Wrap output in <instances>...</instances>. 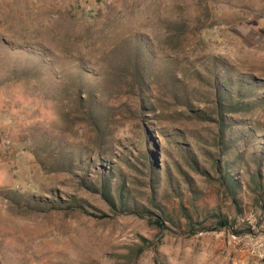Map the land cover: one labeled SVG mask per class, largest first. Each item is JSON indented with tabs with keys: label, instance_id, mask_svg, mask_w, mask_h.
Segmentation results:
<instances>
[{
	"label": "rangeland",
	"instance_id": "obj_1",
	"mask_svg": "<svg viewBox=\"0 0 264 264\" xmlns=\"http://www.w3.org/2000/svg\"><path fill=\"white\" fill-rule=\"evenodd\" d=\"M0 264H264V0H0Z\"/></svg>",
	"mask_w": 264,
	"mask_h": 264
},
{
	"label": "trees",
	"instance_id": "obj_2",
	"mask_svg": "<svg viewBox=\"0 0 264 264\" xmlns=\"http://www.w3.org/2000/svg\"><path fill=\"white\" fill-rule=\"evenodd\" d=\"M221 180L226 185L227 189L232 194H236L237 189H238V182L235 181V179L231 176V174L229 172H226V175L225 174H222L221 175ZM107 181H108V179H107ZM103 184H104V189H105L107 187V185L109 186L110 181L109 182H106V180H104ZM110 199H111V201H113L112 202L113 205H115L114 204V200L112 198H110ZM120 200H121V204H122L123 201H122V198H121V194H120ZM235 201H236V199H235ZM215 216L219 219L218 224L224 225V226L229 224L228 223V220L226 218H224L221 213H218V214L216 213ZM189 219H190V221H192V217L191 216H189ZM153 220L155 222L159 223L158 220H155V219H153Z\"/></svg>",
	"mask_w": 264,
	"mask_h": 264
}]
</instances>
